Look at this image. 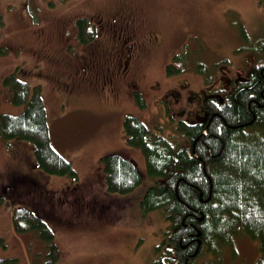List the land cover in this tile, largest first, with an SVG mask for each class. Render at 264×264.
Wrapping results in <instances>:
<instances>
[{"label":"rangeland","instance_id":"obj_1","mask_svg":"<svg viewBox=\"0 0 264 264\" xmlns=\"http://www.w3.org/2000/svg\"><path fill=\"white\" fill-rule=\"evenodd\" d=\"M0 16V114L24 108L12 100L8 74L26 81L29 94L38 88L51 141L77 174L23 179L29 148L13 152L0 139V256L44 262V241L14 229V210L25 206L53 230L52 264H159L166 221L161 209L140 205L152 180L141 150L125 141L123 120L135 115L166 135L169 119L198 118L191 110L201 98L228 88L237 62L250 59L241 46L264 34V0H0ZM83 17L94 27L85 42ZM107 154L143 173L129 193L106 189ZM258 255V241L240 233L193 264H254Z\"/></svg>","mask_w":264,"mask_h":264},{"label":"trees","instance_id":"obj_2","mask_svg":"<svg viewBox=\"0 0 264 264\" xmlns=\"http://www.w3.org/2000/svg\"><path fill=\"white\" fill-rule=\"evenodd\" d=\"M77 21L85 42L94 27L87 17ZM2 24L0 16V28ZM250 43L257 59L264 60V34ZM246 74L251 81L235 98L231 87L217 90L222 100L218 105L202 97L201 115L195 120L169 119L171 132L166 135L135 115L123 120L125 141L141 150L152 180L140 205L144 211L161 209L166 221L155 246L159 264H193L198 255L216 252L240 233L258 241L254 264H264V64H249ZM4 82L11 87L13 102L24 104L18 114H0V139L13 143V152L23 147L30 151L21 178L36 184L49 174L77 178L70 160L51 141L39 89L29 94L28 83L13 74ZM101 161L108 191L125 194L141 183L143 173L132 159L107 154ZM13 226L17 232L33 231L44 241L42 264L59 257L52 228L34 210L15 208ZM14 260L0 256V264Z\"/></svg>","mask_w":264,"mask_h":264},{"label":"flooded vegetation","instance_id":"obj_3","mask_svg":"<svg viewBox=\"0 0 264 264\" xmlns=\"http://www.w3.org/2000/svg\"><path fill=\"white\" fill-rule=\"evenodd\" d=\"M140 45V44H138ZM241 47H244L245 49H248L251 50L250 51V59H247L240 62L239 61L237 62V64H241V67L238 69V70H235L234 73L232 74H235L234 78H230L229 80V87H231V94H232V97L235 98L237 93H239L241 90H243V88H247V85L249 81H251V79L248 77V74H246V68L249 66V64H264V60L260 61L257 59V56L258 54L252 50L251 46H248V45H242ZM124 64H125V61H124ZM246 74V76H245ZM226 80V78L223 77V81ZM228 87V88H229ZM203 99H207L209 98L210 101H214L217 103L218 105V101H222L221 98H220V93H206L204 96ZM202 99V98H201ZM198 103V105L196 107H194L192 110H191V113H195V114H199V116L201 115L200 113L204 110L203 108V100ZM200 105V106H199ZM205 132V131H203ZM196 259V257H195ZM194 259V260H195Z\"/></svg>","mask_w":264,"mask_h":264},{"label":"bare ground","instance_id":"obj_4","mask_svg":"<svg viewBox=\"0 0 264 264\" xmlns=\"http://www.w3.org/2000/svg\"><path fill=\"white\" fill-rule=\"evenodd\" d=\"M208 254V253H207ZM192 259V258H191ZM203 262V261H202Z\"/></svg>","mask_w":264,"mask_h":264}]
</instances>
